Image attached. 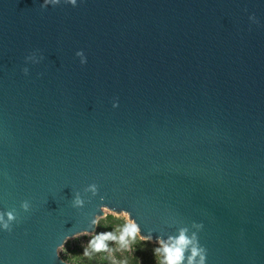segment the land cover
Returning <instances> with one entry per match:
<instances>
[{"label":"water","instance_id":"water-1","mask_svg":"<svg viewBox=\"0 0 264 264\" xmlns=\"http://www.w3.org/2000/svg\"><path fill=\"white\" fill-rule=\"evenodd\" d=\"M42 2L0 0V264H70L57 247L102 205L264 264V0Z\"/></svg>","mask_w":264,"mask_h":264},{"label":"clouds","instance_id":"clouds-1","mask_svg":"<svg viewBox=\"0 0 264 264\" xmlns=\"http://www.w3.org/2000/svg\"><path fill=\"white\" fill-rule=\"evenodd\" d=\"M61 3L76 7L78 0H43L40 4L41 10L48 8L49 6H58ZM249 20L253 23H257L255 15H250ZM76 56L80 59L81 65L87 63V58L84 52L77 51ZM44 59L43 55H38L36 52L30 53L25 57V62L31 64H39ZM22 72L25 76L30 74L28 67H24ZM118 107V102H113V108ZM85 193H91L92 197L98 195L99 186L95 183L89 184L85 189ZM104 198L101 197V200ZM73 208H83L85 200L82 198L79 192L73 194L71 200ZM21 209L24 212H29L31 209L30 201L24 200L20 204ZM103 216L95 215L91 221V228H94L101 223L108 225V216L106 211H110L114 214L115 219L120 220L121 223L115 225L112 231L95 233L88 230L75 232L73 237L89 236L88 243L84 246L83 257L88 261L99 259L101 253H105L108 264H129L128 258L124 253L133 252V245L139 241H151V234L147 236H141V227L136 219H134L129 211L121 210L119 212L109 209L107 206L101 207ZM17 213L15 210L0 211V231L11 232L13 226L17 223ZM203 229V223L192 222L191 226H180L176 229L174 234L159 235L156 238L157 246L154 248V255L157 260V264H207V249L199 242V232ZM114 245V246H110ZM63 245L60 244L56 249V255L58 256L63 251ZM116 253H120V257L117 258ZM61 264H64L62 261Z\"/></svg>","mask_w":264,"mask_h":264},{"label":"trees","instance_id":"trees-1","mask_svg":"<svg viewBox=\"0 0 264 264\" xmlns=\"http://www.w3.org/2000/svg\"><path fill=\"white\" fill-rule=\"evenodd\" d=\"M108 223V222H106ZM121 223V221H115L113 223H108L105 225L101 223L95 233L100 232H109L113 230V227L117 224ZM114 246V245H110ZM148 246L147 242L137 240V243L133 245V252L131 253H124V255L128 258L129 264H153L154 261L150 258L148 254V250L146 249ZM84 248H70L69 246L66 249V255L63 259L67 260L70 264H108L106 259L105 253H101L98 259H94L92 261L86 260L83 257ZM117 258L120 257V253H116Z\"/></svg>","mask_w":264,"mask_h":264},{"label":"rangeland","instance_id":"rangeland-1","mask_svg":"<svg viewBox=\"0 0 264 264\" xmlns=\"http://www.w3.org/2000/svg\"><path fill=\"white\" fill-rule=\"evenodd\" d=\"M106 215L108 216L107 221L108 223H113L115 221H120L115 219V216L113 213H111L110 211H106ZM99 225L96 226V230L98 228ZM95 230V231H96ZM90 237L89 236H79L78 238H68L65 242V244L63 245V251H61L59 253L60 256L64 257L66 255V249L69 246L70 248H84V246L88 243ZM148 243V246H146V249L148 250V254L150 255V258L154 261L153 264H157V260L156 257L154 255V248L157 246L156 243L152 242V241H144Z\"/></svg>","mask_w":264,"mask_h":264}]
</instances>
